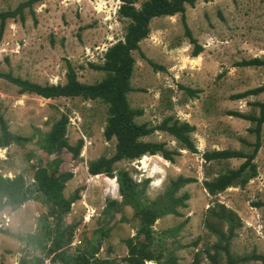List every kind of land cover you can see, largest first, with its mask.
I'll return each mask as SVG.
<instances>
[{
	"label": "rangeland",
	"instance_id": "374dc122",
	"mask_svg": "<svg viewBox=\"0 0 264 264\" xmlns=\"http://www.w3.org/2000/svg\"><path fill=\"white\" fill-rule=\"evenodd\" d=\"M23 1L0 0V11L13 9ZM120 2L41 0L34 5L35 19L27 11L24 22L11 20L6 24L0 41V70L12 71L40 84L55 85L65 82L67 62H71L80 82L98 81L103 73L89 64H101L106 49L123 38L125 23L118 15ZM186 22L202 52L192 56L194 46L184 33L179 15L154 18L140 48L146 58L164 69L155 70L139 53H134L136 63L131 80L134 91L128 98L132 107L144 111L137 118L139 123L154 126L166 117H174L194 125L191 138L197 152L182 148L167 133L156 132L146 140L164 143L167 149L177 153L174 161L160 155L144 156L117 163L116 172L128 171L133 180L144 185V201H153L164 194L170 181L178 176L197 180L176 194L188 196L183 205H177L178 215H164L153 226L156 253L163 252L162 261L170 254L174 264H193L196 258L199 264H209L206 252L214 253L212 246L217 244V237L207 226L214 224L223 231L226 229L225 224L218 226L217 220L208 215L209 208L219 203L233 210L241 220L230 241L231 254L264 255V205H259L264 203V124L262 145L255 158L257 177L244 188L232 187L216 196L208 195L202 186L207 174L212 178L225 167L237 168L243 162L232 159L208 165L202 158L204 152L222 149L248 152L251 148L239 138L249 143L255 141L249 131L253 123L228 112L257 114L258 109L251 104L264 101V94L243 99L232 97L264 85V66L237 65L242 60L264 56V0H198L193 7H186ZM183 88L198 93L191 97ZM93 107L90 102L78 99H44L20 94L16 86L0 79V116L12 133L31 138L24 145L12 144L0 149V172L13 177L21 171L30 180L39 159L51 168L53 160L60 161L58 172L72 173L66 183L65 197L78 192L64 220L65 224H77L70 253L87 249L95 253L100 242L95 254L97 260L102 264H126L125 242L136 234L138 223L133 209L121 203L118 188L116 195L113 193L110 178L88 172L90 161L114 153V141H106L103 136L104 108L94 107L91 116L86 109ZM61 114L69 117L68 144L77 147L83 141L77 157L67 149L44 156L37 147L39 134L48 132ZM109 201L120 206L106 211ZM46 210L36 201L14 209H0V264H19L21 258L31 261L32 257L41 256L27 236L38 234L39 221ZM4 217L8 218V225ZM217 257L225 262L223 253ZM45 264H50V260ZM241 264L264 262L251 260Z\"/></svg>",
	"mask_w": 264,
	"mask_h": 264
},
{
	"label": "trees",
	"instance_id": "16d2710c",
	"mask_svg": "<svg viewBox=\"0 0 264 264\" xmlns=\"http://www.w3.org/2000/svg\"><path fill=\"white\" fill-rule=\"evenodd\" d=\"M41 0H24L15 8L0 11V41L8 21L24 22L26 13L35 19L34 5ZM121 5L118 15L125 23V32L121 40L109 46L101 64L90 63L92 69L101 71L103 76L94 83H82L79 81L77 72L71 62H67L65 82L59 84H40L28 79L16 76L12 71L0 70V79L16 86L20 94H34L44 99H78L82 102H90L94 107L102 106L105 116L103 136L106 141H114V153L111 157H99L88 163L89 174L105 175L109 178H116L119 195L123 205L130 206L134 211V218L138 223L136 234L129 238L125 244L127 247L126 264H144L155 262L157 264H174L172 256L167 255L162 261L163 252L157 254L156 234L153 228L155 222L167 214L178 215L177 205H183L188 199L187 194L178 197L176 194L180 189L197 180L192 177L178 176L170 181L169 187L164 194L153 201H144V185H139L130 176L128 171L116 172L115 165L121 161L139 160L144 156L160 155L165 160L174 161L173 152L166 148L162 142L146 140L156 132L167 133L172 136L179 145L191 153H196L197 148L191 138L195 126L186 121H180L174 117H166L157 125L139 123L137 118L142 116L144 111L134 108L129 103L128 95L134 91L131 84L135 70L134 53L147 61L155 70H163L152 60L146 58L140 48V43L150 33V23L154 18L179 15L183 25L184 33L193 44V57H197L203 50L202 46L192 37V33L186 22V7H193L198 0H120ZM208 2L210 0H203ZM237 65L244 67L264 66V56L242 60ZM185 92L196 97L198 91L191 88H183ZM264 94V85L246 90L236 94L233 99H243L249 96ZM258 109L257 114H244L241 112H228L235 116L253 123L249 131L254 134L255 141L247 142L243 138L239 141L251 150L248 152L234 149H222L206 151L202 154L205 164L219 165L232 159L243 160L237 168L225 167L214 177L209 174L202 182L203 188L208 195L216 196L229 188H244L252 179L257 177L258 168L255 158L262 141V126L264 124V101L251 104ZM94 107L86 109L91 116L94 115ZM69 117L66 114L54 121L50 130L40 133L37 147L44 156L61 153L67 149L77 157L82 140L77 147H71L67 142V127ZM31 138L21 137L9 130L8 124L0 116V149L7 148L12 144L24 145ZM60 161L53 160L51 165H43L42 159L35 167L31 179L28 180L20 171L13 177L5 176L0 172V209L10 207L18 208L29 201H36L46 207V213L39 221L38 234L28 235V242H32L39 249L41 256L21 258L19 264H102L95 258L99 250L100 242L95 253L89 249L70 253L69 245L73 240L77 224H65V215L78 198V192L74 196L65 197L64 190L66 183L72 178L71 172L60 173L57 170ZM116 172V173H115ZM258 205V204H257ZM259 205H264L261 203ZM120 206L116 201H109L105 210H115ZM209 217L217 220V225H226L225 231L221 227L207 226L217 237V244L212 246L214 253L206 252L209 264H241L251 260L264 262V255L252 254L251 256L235 257L230 252V241L235 235V230L241 226L238 215L224 204H216L209 208ZM209 225L210 221H206ZM222 224V225H219ZM99 241V240H98ZM225 255V262L218 260L219 253ZM193 264H199L198 258Z\"/></svg>",
	"mask_w": 264,
	"mask_h": 264
},
{
	"label": "bare ground",
	"instance_id": "6f19581e",
	"mask_svg": "<svg viewBox=\"0 0 264 264\" xmlns=\"http://www.w3.org/2000/svg\"><path fill=\"white\" fill-rule=\"evenodd\" d=\"M97 177H95V179H96ZM94 178L93 177H91V180H93ZM108 181H109V183L111 184V186H112V188H113V193H115V191L117 190V184H116V182H115V180L114 179H108ZM109 190V189H108ZM110 194V193H109ZM115 195H116V193H115ZM147 264H149V262L147 263Z\"/></svg>",
	"mask_w": 264,
	"mask_h": 264
},
{
	"label": "built area",
	"instance_id": "2783aa9c",
	"mask_svg": "<svg viewBox=\"0 0 264 264\" xmlns=\"http://www.w3.org/2000/svg\"><path fill=\"white\" fill-rule=\"evenodd\" d=\"M120 5H121V2H120V4H119V6H118V9H119ZM4 219H5V225H8V223H9L8 218H7V217H4Z\"/></svg>",
	"mask_w": 264,
	"mask_h": 264
},
{
	"label": "water",
	"instance_id": "95a60500",
	"mask_svg": "<svg viewBox=\"0 0 264 264\" xmlns=\"http://www.w3.org/2000/svg\"><path fill=\"white\" fill-rule=\"evenodd\" d=\"M116 180V179H115ZM117 188H118V185H117Z\"/></svg>",
	"mask_w": 264,
	"mask_h": 264
}]
</instances>
